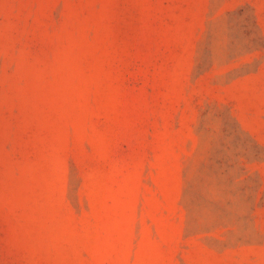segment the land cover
<instances>
[{
	"label": "rangeland",
	"instance_id": "374dc122",
	"mask_svg": "<svg viewBox=\"0 0 264 264\" xmlns=\"http://www.w3.org/2000/svg\"><path fill=\"white\" fill-rule=\"evenodd\" d=\"M0 264H264V0H0Z\"/></svg>",
	"mask_w": 264,
	"mask_h": 264
}]
</instances>
